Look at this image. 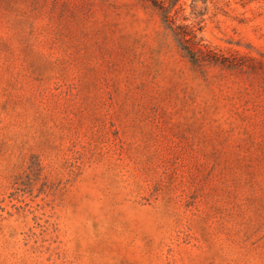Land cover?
I'll return each instance as SVG.
<instances>
[{
    "label": "rangeland",
    "instance_id": "374dc122",
    "mask_svg": "<svg viewBox=\"0 0 264 264\" xmlns=\"http://www.w3.org/2000/svg\"><path fill=\"white\" fill-rule=\"evenodd\" d=\"M171 14L264 59V0ZM0 264H264L260 79L138 0H0Z\"/></svg>",
    "mask_w": 264,
    "mask_h": 264
},
{
    "label": "trees",
    "instance_id": "16d2710c",
    "mask_svg": "<svg viewBox=\"0 0 264 264\" xmlns=\"http://www.w3.org/2000/svg\"><path fill=\"white\" fill-rule=\"evenodd\" d=\"M144 8L155 13L164 28L171 32L183 57L191 67L200 73H206L209 67H216L230 73L246 77H257L264 85V59L238 54H225L200 44L194 29L185 24L175 23L171 14L176 0H138ZM195 2V0H192ZM201 27L197 29L200 30Z\"/></svg>",
    "mask_w": 264,
    "mask_h": 264
}]
</instances>
